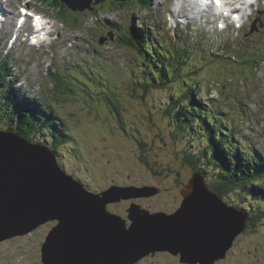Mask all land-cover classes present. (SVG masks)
<instances>
[{
  "label": "rangeland",
  "instance_id": "obj_1",
  "mask_svg": "<svg viewBox=\"0 0 264 264\" xmlns=\"http://www.w3.org/2000/svg\"><path fill=\"white\" fill-rule=\"evenodd\" d=\"M107 1V4L100 3L92 11L79 12L81 15L70 10L65 11L64 18L61 16L60 8L42 0H14L11 7L15 8L18 3L23 5L29 3L37 12L55 20L58 23V30L52 36L51 45L47 43L38 47L31 46V40L26 38L25 33L20 38V47L18 43L15 48H11L9 43V39L14 35L11 30L6 34L2 32L0 37V57L5 56L2 47L11 57L14 56L12 60L7 61L6 65L11 67L6 69L8 73L15 72L19 76L14 87L15 101L26 103L27 98H35L37 101L39 98L43 106H46L45 103L58 106L66 115L68 123L73 126L75 135L72 134L77 139L72 138L61 147L57 155L59 164L67 172L80 178L81 182H88L95 187L106 185L107 177L110 178L116 171L113 180L121 183L123 178L128 177L127 173L135 172L133 174L138 178L136 180L143 178L142 181L147 184L160 185L159 181L154 180L159 177L154 171L175 174L180 170L189 173L190 171L183 167L202 165L199 160L195 163L196 158L193 159V163L187 159L189 153L194 154L198 151L199 141L193 139L190 132L176 130L164 114L166 93L154 90L147 96L138 87L135 91H129L134 79H138V75L148 68L135 51L118 43V36L126 34L131 29L133 19L137 24H143L147 31L153 30L157 41L162 43L164 46L162 48L167 53L172 52L173 56L179 58L181 52L186 58V49L190 50L187 57L190 62L188 67L198 69V73L203 71L201 73L204 75L194 73L187 76L189 82L202 81L203 84L217 82V85H222L214 90L210 85L208 98H218L219 89L222 87L225 95L231 93L226 102L218 99L219 102L216 104L219 106L215 107L219 109L223 106L224 110L225 108L226 111L230 110L228 119L240 133L242 145H246L247 149L251 146L259 151L263 150L261 155L264 158V69H259L257 75L260 84H253L255 90L252 92L251 90L247 92L243 87L246 80L241 79L246 73L240 72L244 70L245 65V69L251 72L247 74L255 76L254 72L258 68L251 69V65L256 62L262 64L261 61L264 59V0H258L257 5L253 7L252 15L241 29L229 28L221 31L216 29L215 24L206 26L197 18L192 21L189 17H180L181 22L175 33L173 32L178 20L175 18L170 23L166 21V11L172 10L174 16H180L181 10L177 8L174 0H151V5L146 9L137 5L134 0H128L125 5L119 4V1H114L115 3L110 2L113 0ZM182 2L193 11L197 7V4L192 8L184 0ZM14 11L16 12V8ZM187 11L190 16L194 15L188 9ZM5 35L6 39L2 42L1 39ZM101 40L104 41L101 43ZM226 45L232 46L233 58L237 56L238 60L227 58L224 62L220 58L213 59L215 51L224 49ZM245 61L248 64H244ZM50 66H54L56 70L75 68L85 77L89 76V73L94 74L87 82L89 86L98 90L105 81L116 82V87L106 86L122 94L120 102L126 121L122 123L124 127L119 125L113 112L105 113L103 106H99V101L92 99L93 97L83 91L87 88L86 85L70 76V73L66 75L73 84L75 83L73 90L75 89L74 93L77 96L74 98L79 100L63 99L57 95L49 79ZM127 66L132 67V71L127 70ZM213 68L217 72L223 69L221 78L214 75ZM232 78L235 81H232ZM181 81L182 79H178L176 84L180 85ZM256 93L260 95L255 96ZM134 94L140 97H134ZM83 96L87 97V100ZM253 101H257L259 105L256 106ZM202 112L213 118V106ZM188 184L189 182L185 186ZM162 205V198L158 196L156 204L152 207L161 209L158 207ZM246 205L247 207L251 205L248 200ZM126 213L129 216V210ZM55 224V221L48 222L27 235L1 243L0 264H44L42 245ZM255 227L253 234L243 237L239 249L233 253L228 252L229 257L226 256L221 264H264V220ZM174 258L175 255L157 253L155 256L143 258L140 262L145 261L140 264H170L172 260L177 261Z\"/></svg>",
  "mask_w": 264,
  "mask_h": 264
},
{
  "label": "water",
  "instance_id": "obj_2",
  "mask_svg": "<svg viewBox=\"0 0 264 264\" xmlns=\"http://www.w3.org/2000/svg\"><path fill=\"white\" fill-rule=\"evenodd\" d=\"M62 1L84 11L106 0ZM185 187L173 213L132 204L127 222L108 205L150 197L155 187L114 185L95 194L46 146L0 129V244L55 221L42 245L44 264H136L164 251L184 263L215 264L246 229L247 215L224 203L200 172Z\"/></svg>",
  "mask_w": 264,
  "mask_h": 264
},
{
  "label": "trees",
  "instance_id": "obj_3",
  "mask_svg": "<svg viewBox=\"0 0 264 264\" xmlns=\"http://www.w3.org/2000/svg\"><path fill=\"white\" fill-rule=\"evenodd\" d=\"M42 1L56 8L62 7L64 11L69 10L59 0ZM134 1L144 9L149 8L151 5V0ZM127 2L119 1V4L125 5ZM104 4H107V2ZM64 11H61L62 16ZM132 21L131 29L126 34L118 36V42L121 46L135 51L139 59L148 68L146 67L144 72L138 75V79H134L133 86L129 91H135L138 87L147 96L154 90L166 93L167 100L164 106V114L167 119L171 121L176 130L181 129L182 132H190L191 137L199 141L198 151L194 154L189 153L187 155L188 161L193 163V159L196 158L195 163L198 160L202 163L201 166H198L202 172H207L206 169L210 170L211 174L208 175L211 177L210 184L213 185V190L220 196L236 192V200L239 199L243 206L239 209L250 214L249 221L256 228L255 226L264 220V158L261 155L263 150L259 151L251 146L247 149L246 145H242L240 133L228 119L230 110L226 111V108L224 110L223 106H220L219 109L215 107L219 106L216 104L219 102L218 99L226 102L231 93L228 92L225 95L222 87V89H219L218 98H208L210 96V85L213 90L222 85H217V82L213 83L214 85L211 83L203 84L202 81L189 82L187 76L194 73L200 76L204 75L201 73L203 71L198 73V69L188 67L190 62L187 57L190 50L186 49V58L183 57L181 52H179V58L173 56L172 52L167 53L162 48L164 46L161 42L154 41L155 32L153 30L147 31L143 24H137L134 19ZM231 47V45H226L224 49L216 50L213 59L219 60V58H226V55H228L233 61L238 60L237 56L233 58L232 53L234 51ZM12 57L7 56L3 60L0 59V129L16 132L31 142L44 144L57 156L63 145L69 143L72 138L77 139L76 136H73V134L75 135L73 126L71 127L66 115L62 113L58 106H52L50 103H45L46 106H43L42 100L39 98L38 101L35 98H27L28 102L26 103L15 101L14 94L16 90L14 87L17 83L18 74L15 72L8 73L6 69L11 67L6 64L8 60H12ZM261 63L263 65L257 64V62L251 65V69L258 68L254 72L255 76L247 74L250 70L245 69V65L244 70H240L241 73H246L242 75V79H239L246 80L243 87L247 92L255 90L253 84H260L257 73L260 68L264 69V59ZM244 64H248L247 61ZM75 70L74 72L69 67L56 70L54 66H50L49 79L52 81L54 92L62 96L63 99H75L74 97L77 96L74 93L75 89L73 90L75 83L73 84L66 75V73H70V76H74L86 85L87 88L81 90L93 97L92 99L98 100L99 106H103L105 113L110 114L113 112L112 114L116 117L119 125L123 126L122 123L126 121L123 118V106L120 102L122 94H120V91H113L106 86L116 87V82L107 83L105 81L101 87L102 89L98 90L89 86L87 82L89 81L87 79H90L94 74L89 73V76L85 77L80 74L79 70ZM127 70L132 71V67L127 66ZM212 70L215 72V76L221 78L223 69L219 72L215 68ZM178 79H182L180 85L176 84ZM231 80L235 81L234 78ZM254 95L258 96L260 94L256 93ZM134 97L138 98L140 96L134 94ZM84 99L87 100V97H84ZM253 102L256 106L259 105L257 101ZM211 106H213V118L202 112ZM247 200L251 204L249 207L246 205Z\"/></svg>",
  "mask_w": 264,
  "mask_h": 264
},
{
  "label": "flooded vegetation",
  "instance_id": "obj_4",
  "mask_svg": "<svg viewBox=\"0 0 264 264\" xmlns=\"http://www.w3.org/2000/svg\"><path fill=\"white\" fill-rule=\"evenodd\" d=\"M185 169H187L188 171H190L189 173H183L182 171H178L174 174V172H170V173H166L163 171H154L155 174L159 177L154 178V180H157L160 182L159 184H152V183H145V181H142L143 178H139L138 179L135 174V172L133 173H127L128 177L125 179L123 178L122 183L120 181H115L113 180V177L115 176V174L117 173L114 172L115 174H113V176L107 177V184L100 186V187H95L92 184H89L88 182H84L86 188L97 194V193H102L103 191L109 189L110 187L114 186V185H118V186H145V185H152L157 187L158 193L154 194L153 196L150 197H137V198H129V199H123L122 201L119 202H115V203H111L108 205V209L109 211L119 214L121 216H123L125 219H127V222H130V220L128 219V214L126 213L128 211V209L131 207L132 204H139L144 208L149 209L152 212H157V211H165L167 213H173L174 211H176L182 204L183 199H184V195H183V191L186 188L185 185L186 183L189 182V180L191 179L192 175L196 172H200L201 175L204 176V180L206 181V184L209 186L210 190L213 192V185L210 184L211 181V177H209L208 175L211 174L210 171L207 172H202V170H200L198 167H183ZM119 174V173H118ZM117 174V175H118ZM123 175V173H122ZM96 180V178L94 177V181ZM135 180V181H133ZM215 192V191H214ZM216 193V192H215ZM161 194V195H160ZM219 195V194H218ZM158 196H161L162 198V203L163 205L161 207V209H154L152 207V205L156 204V199ZM220 196V195H219ZM222 201L224 203H226L228 206L231 207H236L239 209V207H243L241 202L238 200H236V192H232L229 195H221L220 196ZM225 197V198H224ZM245 211V210H244ZM246 215H247V227L244 231H242L239 235L236 236L235 240L233 241V245H232V249H229L228 252L233 253L235 252V250L239 249V245L241 244V242H243L245 236H250L253 234V229H255L252 225V223L249 221V216L250 214L247 213V211H245ZM231 250V251H230ZM227 252V257H229L230 253ZM159 253H167L169 255H173L170 252H157ZM156 253V254H157ZM156 254H150L144 258H148L150 256H155ZM241 257V256H239ZM226 258H222L220 260H218L215 264H221L222 261H225ZM177 261H171V263H175V264H188V263H184L181 261V257L180 255H175V258ZM145 260H143L142 262H144ZM142 262H138L136 264H140Z\"/></svg>",
  "mask_w": 264,
  "mask_h": 264
},
{
  "label": "bare ground",
  "instance_id": "obj_5",
  "mask_svg": "<svg viewBox=\"0 0 264 264\" xmlns=\"http://www.w3.org/2000/svg\"><path fill=\"white\" fill-rule=\"evenodd\" d=\"M62 4H64L65 6H66V8H68L70 11H72V12H74V13H78V14H80L81 15V13H79V12H83V11H74L73 9H71L66 3H64L62 0H59ZM182 1V0H181ZM184 2H186V3H188L189 5H191L192 6V8H195V6H196V3L193 1V0H184ZM61 10H63L64 11V9H62V7L60 8ZM88 10V9H87ZM84 11H86V10H84ZM64 13H65V11H64ZM180 15V14H179ZM52 24V22L50 21L49 22V24ZM53 25V27H54V24H52ZM0 29L2 30V26H0ZM0 30V31H1ZM40 31L38 30L37 31V33H38V35H36V41H41V39H42V36H41V34L39 33ZM13 65V64H12ZM16 65V67H18L17 66V64H15ZM17 69V68H16ZM141 73V72H140ZM134 82V81H133ZM156 83V82H155ZM170 87H171V85H170ZM23 137V136H22ZM34 140V139H33ZM35 141V140H34ZM153 187H155V186H153ZM156 188V193H158V188L157 187H155ZM188 189V188H187ZM156 193H154V194H156ZM153 194V195H154ZM152 196V195H151ZM123 200V199H122ZM122 200H120V201H122ZM199 209H201L202 211H204V212H207L206 211V208L205 207H203V206H200L199 205V207H198ZM208 219H210V220H213V218H208ZM194 225H196V224H194ZM164 252H169V251H164ZM157 253V252H156ZM156 253H154V254H156ZM171 253V252H170ZM151 254H153V253H151ZM150 255V254H149ZM173 255H175V254H173ZM148 256V255H147ZM141 261V260H140Z\"/></svg>",
  "mask_w": 264,
  "mask_h": 264
},
{
  "label": "snow or ice",
  "instance_id": "obj_6",
  "mask_svg": "<svg viewBox=\"0 0 264 264\" xmlns=\"http://www.w3.org/2000/svg\"><path fill=\"white\" fill-rule=\"evenodd\" d=\"M21 11H26V10H24V9H21Z\"/></svg>",
  "mask_w": 264,
  "mask_h": 264
}]
</instances>
